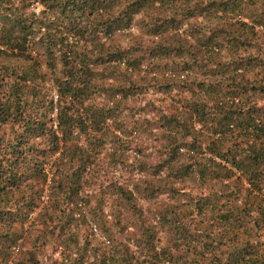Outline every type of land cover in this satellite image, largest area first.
I'll return each mask as SVG.
<instances>
[{
	"label": "trees",
	"instance_id": "16d2710c",
	"mask_svg": "<svg viewBox=\"0 0 264 264\" xmlns=\"http://www.w3.org/2000/svg\"><path fill=\"white\" fill-rule=\"evenodd\" d=\"M28 2L0 0V264H264V0ZM135 16L148 39L112 46ZM149 91L171 94V109ZM136 92L154 110L141 129L155 158L135 148L144 177L110 182L107 253L61 209L91 185L106 143L108 163L133 165L118 146L137 141L113 130H138Z\"/></svg>",
	"mask_w": 264,
	"mask_h": 264
},
{
	"label": "rangeland",
	"instance_id": "374dc122",
	"mask_svg": "<svg viewBox=\"0 0 264 264\" xmlns=\"http://www.w3.org/2000/svg\"><path fill=\"white\" fill-rule=\"evenodd\" d=\"M31 0H29L30 2ZM37 9H40L39 4H37ZM142 19V16H135V22L132 27L125 31L123 30V33H119L115 36L112 37L111 44L112 46L119 44L120 46H126L128 45L132 39L141 36V39L146 41L148 38L144 36L142 33H140V28L141 25L139 24L140 20ZM259 29V28H258ZM9 54V53H8ZM1 60L5 62L7 65L14 66L17 63V59L11 55H6L1 57ZM120 67H122L120 65ZM144 73V71H140L137 76H140ZM53 90L52 87L48 90V95L50 92ZM151 92V91H149ZM151 96L148 98H154L153 100L157 103L158 100H161V102L164 101L165 108L170 110L171 106L174 103V97L170 95H165L161 92H155V93H149ZM130 98V97H129ZM143 94L136 92L133 97L129 99V102H131L133 106V111L131 116V122L136 123L138 126V130H132V133L129 135H123L117 131L113 132L117 134L122 140L125 141H133L136 140L137 143L134 145L133 149H127L125 146L127 145L124 143V146H118L122 150L125 156H127L125 159L129 162L132 163L133 165L131 166L133 170H131V167L129 166H121L119 164L117 165H112L107 162L106 160V155L108 153L113 152V148L109 143H106L105 149L99 154V156L95 159V167H98L100 169H96V173L94 172V177L92 179V182L90 183L91 185H83L81 191L79 192L77 198H76V203L74 205H69L65 207V209H61V212H64L68 215H71V220H72V228L76 229L77 232L79 233H84V234H89L90 238L92 239L93 243H98L102 245L105 250L110 253H112L113 250V243H111L107 238H106V227H109V222L112 220L111 215H109L110 211V202L112 201L113 196H116L113 188L111 189L110 187V182H118L119 184H126L130 183L132 180L143 178L144 177V172H140V170H135L136 162L139 159H142L143 155H140L138 152L136 154L135 148H138L141 150V154L147 155L144 156V158H148V161L151 162L155 158V155H153V147L151 144L153 143L152 135L146 136L145 134H142L143 131L141 129L142 124L144 123V120L146 119H152L154 118V110L150 107H146V99ZM115 99H119V96L116 95ZM157 99V100H156ZM54 115V114H53ZM141 129V130H140ZM5 134L8 133V130L6 128H3ZM152 131L154 128L151 129ZM146 133L149 134V131H145ZM151 138V139H150ZM84 140L83 137L81 136L78 140V144L83 145ZM107 176V178H106ZM114 178V179H113ZM146 178L150 179L149 175H146ZM47 194V189L43 190L42 195L38 196L35 209L33 213L30 214V218L26 223L21 227L24 230H27L29 226L31 225L34 220L33 217L37 216V214L41 211L44 206L48 205L50 202L49 196H46ZM165 194L162 193L159 195L156 200L158 203H163L164 202V197ZM142 212L143 215H145L152 223L155 222L154 217L151 215L152 212L148 211L146 209L145 203H142ZM59 210L58 208H56ZM123 213V212H120ZM109 215V216H108ZM32 220V221H31ZM103 222L101 223L100 222ZM113 221V220H112ZM42 221H36V223L33 224V229H32V235L37 234L38 229H42L43 227ZM92 226H95L94 228L96 231L94 232L92 229ZM130 231V230H128ZM136 232V230H133ZM25 233V231H24ZM23 233V235H24ZM136 234H131L130 231V237H135ZM122 239V237H121ZM20 242V239H19ZM26 246L28 245V241L26 243ZM24 247V244H23ZM133 248V247H132ZM135 250V247L133 248ZM47 255H51V248L47 249L43 253H41V256H39V259L44 260V258ZM55 257V255L53 256Z\"/></svg>",
	"mask_w": 264,
	"mask_h": 264
},
{
	"label": "built area",
	"instance_id": "2783aa9c",
	"mask_svg": "<svg viewBox=\"0 0 264 264\" xmlns=\"http://www.w3.org/2000/svg\"><path fill=\"white\" fill-rule=\"evenodd\" d=\"M37 4H38V0H31L30 2H28V9L32 10L34 13H37L38 12V9H37ZM131 28V27H130ZM0 49H4V46L2 44H0ZM49 97L52 101L53 104H55L56 102V99H57V93L55 91V89H53L50 94H49ZM56 109L53 108V113H55ZM95 226H92V229L93 231L95 232L96 229L94 228Z\"/></svg>",
	"mask_w": 264,
	"mask_h": 264
}]
</instances>
